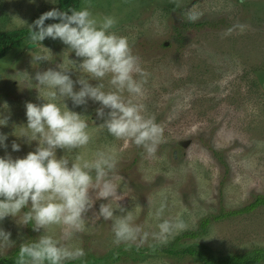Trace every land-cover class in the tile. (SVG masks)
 I'll return each mask as SVG.
<instances>
[{
  "label": "rangeland",
  "instance_id": "374dc122",
  "mask_svg": "<svg viewBox=\"0 0 264 264\" xmlns=\"http://www.w3.org/2000/svg\"><path fill=\"white\" fill-rule=\"evenodd\" d=\"M58 1L0 0V30L27 28L34 17L57 8ZM82 5L85 0H80ZM86 6L94 14L113 15L117 21L113 30L129 38L147 72L144 94L135 98L136 102L144 105L145 112L153 115L163 130L152 156H145L130 140L114 139L103 130L93 133L89 153L104 145L116 149L113 179L118 198L113 203L126 210L139 204L133 222L150 233L155 230V221L146 213L164 200V216L179 214L187 223L166 244L185 231L197 230L210 218L199 237L183 238L180 243H196L219 256L264 247V205L249 213L213 218L264 196V0H87ZM189 10L198 16L189 20ZM12 16L17 19L9 28ZM25 42L0 58V117L6 118L0 125V133L6 134L0 156L8 153L14 159L34 151L37 143L14 135L16 127L26 125V102H45L36 87L16 74L27 73L35 85V73L56 69L63 55H69L77 65L82 59L74 52H65L68 46L59 38ZM39 45L50 50V60L33 63L31 53ZM68 74L73 81L80 75L75 69ZM79 87L74 84V88ZM65 103L88 117L90 126L102 122L95 112L98 102L73 105L66 98ZM12 141L20 145L18 150L11 148ZM65 154V149L56 150L58 158ZM91 194L94 202L84 214L86 227L71 240L83 247L85 255L68 261L200 264L189 256L156 252L161 245L151 244L150 237L139 247L113 244L111 222L93 218L99 204L107 201L96 198L94 191ZM114 214L122 213L116 209ZM0 228L10 232L9 239L14 242L10 248L0 249V256L11 255L22 242L43 232L17 223L12 216L0 219ZM50 232L61 234L59 226H51ZM132 246L138 249L137 254H131Z\"/></svg>",
  "mask_w": 264,
  "mask_h": 264
},
{
  "label": "clouds",
  "instance_id": "9594fccd",
  "mask_svg": "<svg viewBox=\"0 0 264 264\" xmlns=\"http://www.w3.org/2000/svg\"><path fill=\"white\" fill-rule=\"evenodd\" d=\"M86 5L87 0L85 5L67 10L52 8L26 25L25 43L59 38L68 46L65 52H74L82 59L77 65L69 55H63L56 69L35 73V85L27 73L16 74L36 87L45 102H26V125L14 131L17 137L36 141L35 150L22 158L14 159L8 153L0 156V219L12 216L17 218V223L30 224L34 231L43 229L37 238L19 245L15 264H65L83 257V247L71 240L86 227L84 214L93 207V191L96 198L107 201L99 204L93 218L111 222L113 244L139 247L150 237L151 244L163 245L187 227L179 214L171 218L164 216L167 207L164 200L154 208L149 207L146 213L155 221L154 231L149 233L142 224L134 223L139 204L126 210L113 203L118 198V185L113 179L118 159L115 147L104 145L87 151L93 133L103 130L114 139L130 140L143 149L145 156H152L163 130L154 116L145 112L144 105L136 102L135 98L144 94L147 72L134 54L129 38L113 30L117 22L113 15L94 14ZM197 16L192 10L187 13L189 20ZM9 18L11 28L17 17ZM48 18L59 20L45 24ZM49 53L48 48L39 45L31 53L33 63L50 60ZM71 69L80 73L76 81L68 74ZM74 84L80 87L74 88ZM66 98L73 105H84L88 100L98 102L95 112L102 122L92 121L94 126H90L88 117L67 107ZM5 123L6 118L0 117V125ZM5 140L6 134L0 133V147H5ZM19 147L12 141L13 150ZM58 148L66 150L59 158ZM116 209L122 214H114ZM51 226H59L61 234H52ZM10 235L0 228V249L12 247Z\"/></svg>",
  "mask_w": 264,
  "mask_h": 264
},
{
  "label": "trees",
  "instance_id": "16d2710c",
  "mask_svg": "<svg viewBox=\"0 0 264 264\" xmlns=\"http://www.w3.org/2000/svg\"><path fill=\"white\" fill-rule=\"evenodd\" d=\"M80 0H59V10H67L70 7H79ZM41 15V14H40ZM34 17L33 21L38 18ZM59 18H48L45 20V24L58 22ZM28 36L27 28H19L10 31L0 30V58H3L6 53L11 50L20 48L22 43L26 41ZM263 79H264V75ZM259 205H264V196L259 195L253 203L246 205L237 210L221 212L215 215L213 218L216 220L224 219L229 216H237L244 213H249L251 210ZM210 218L203 220L201 226L197 230L185 231L181 235L177 236L175 241L171 244L161 245L156 248V252L164 253L170 256L185 257L189 256L194 261L200 264H264V247H256L251 250L239 253H230L225 256H219L212 253L209 249L200 246L196 243L182 244L180 240L183 238H197L205 230ZM30 225V224H29ZM31 226V225H30ZM131 254H137V248L132 246L129 248ZM18 251L16 248L13 253L9 256H0V264H15V256ZM151 252H154L152 249ZM65 264H103L101 260L96 261H66Z\"/></svg>",
  "mask_w": 264,
  "mask_h": 264
},
{
  "label": "water",
  "instance_id": "95a60500",
  "mask_svg": "<svg viewBox=\"0 0 264 264\" xmlns=\"http://www.w3.org/2000/svg\"><path fill=\"white\" fill-rule=\"evenodd\" d=\"M32 44V46H35V45H37L36 43L34 44V43H31ZM263 86H264V83H263Z\"/></svg>",
  "mask_w": 264,
  "mask_h": 264
}]
</instances>
